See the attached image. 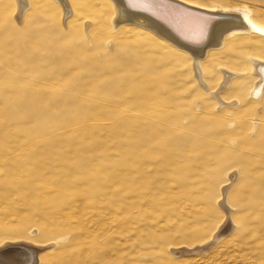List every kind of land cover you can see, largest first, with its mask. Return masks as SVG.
<instances>
[{"label": "rangeland", "instance_id": "1", "mask_svg": "<svg viewBox=\"0 0 264 264\" xmlns=\"http://www.w3.org/2000/svg\"><path fill=\"white\" fill-rule=\"evenodd\" d=\"M193 1L209 9L244 5L264 25L257 14L264 13V0ZM6 4L0 8L10 18L14 12ZM51 11L36 12L28 25L53 44L52 57L0 51V245L55 240L53 253V242L42 249L58 263L67 250L75 264H264V90L257 103L247 102L255 80L248 58L257 51L240 42L228 45L233 37L201 65L204 80L214 84L222 76L218 67L244 72L243 102L221 109L179 51L130 32L129 25L108 34L101 20L79 14L69 19L78 26L73 43L63 44L67 28L58 10ZM233 17L244 22L240 13ZM5 22L0 31L6 43L14 39L8 27L16 23ZM247 37L264 46L263 39ZM63 47L77 60L84 55L80 49L107 65L115 50L120 59L133 52L147 57L145 65L130 64L142 69V80L158 75L159 91L150 97L132 92L127 78L138 73L123 72V65H113L117 80L88 67L58 69L54 57L63 56ZM94 73L102 75L97 84L86 80ZM69 74L74 80L67 87L52 79ZM62 165L78 179L59 187ZM225 217L231 223L226 233L212 235L208 247L197 250ZM55 223L62 231L42 239L41 225L51 229Z\"/></svg>", "mask_w": 264, "mask_h": 264}, {"label": "bare ground", "instance_id": "2", "mask_svg": "<svg viewBox=\"0 0 264 264\" xmlns=\"http://www.w3.org/2000/svg\"><path fill=\"white\" fill-rule=\"evenodd\" d=\"M163 1H169V0H163ZM6 2L9 5V7L13 9L14 13L16 11L15 14L12 13V15L10 16V18H12L13 21L16 23L15 24L16 26L10 22L12 26L8 27L7 20L8 21L10 20L9 15L6 13H3L0 8V21H3V22L6 21L5 24H7V27H8V35L10 34L14 38L13 40L7 41L5 43L3 41L5 38H3L2 40L3 34H2V31H0L1 32L0 33V51H6V52L20 51V53L24 57L27 55L26 53L30 51L36 52L35 54L39 56L44 55L45 53H46L45 55H48L51 51H53L52 50L53 44L44 42L46 41L45 39L46 35L43 33L39 34L38 32L34 33L35 29L33 31L29 30V28H31L33 25L32 26L31 24L28 25V23L34 22L31 19L36 12H40L42 10L46 11L52 8L53 12L58 10V12L56 13H58V16L61 18L60 21L63 22L62 27L67 28V30L63 29L62 31L63 33L61 34L62 35L61 41L63 44H65L67 41L68 43H71V44L73 43V40L75 39L74 37H76L75 36L76 34L74 32L78 26L75 27L73 21L71 22V24H69L70 23L69 19L73 15L77 16V14H79L81 15L82 18H85V19L92 18V19L101 20L103 25H106V27L108 28V29H105L108 34H111V32H116L122 26L126 27L127 25H129L131 26L129 30L130 32L135 31L136 34L143 35L144 37L150 36L153 40L161 44H164L166 48L170 50H175L177 52L179 51V53L183 55L185 59H189L191 71L193 72L195 80L197 84L199 85V87H201L202 90L206 91L207 95L211 99H213L215 104L221 109L223 108L225 109V107H233L232 109H234L238 107L239 105H241V103L243 102L242 100L243 97L241 96V94H243V90L245 87L246 89L248 88L247 87L248 84L244 85L245 84L244 83L245 80L243 79L244 72L235 71L231 67H224V68L218 67L217 69L221 72L222 76H221V79L220 78L217 79V81L215 82L216 84H214V83H208L204 80V71L202 69V66L206 67L209 63H211V57L218 55L217 53H220V52H215L214 50L217 51V50L222 49L225 46L227 40L234 37L233 39L229 40L228 45L234 47L233 45L240 42L242 45L252 46L257 51L256 52L257 55H255L254 57L248 58L250 69H252V71L254 72L253 75L255 76V80L253 84L250 86L249 91H247L249 92V99H250L247 102L257 103L258 99L261 96V92L264 90V58L260 57L264 55V54L260 55V53H262V50H264V46L258 47L259 45H255L254 43L249 44L247 42L248 35H253L255 37H258L257 39L260 38L264 40V25L260 24L257 20L252 19L251 9H249V7H246L244 5H240V7H238L237 9L223 8L220 6L211 7L212 9H209L208 7H204L203 5H199L201 3H197L193 0H177L176 3L169 1L170 3H173L176 5V10L174 9L176 11L175 12L176 15L175 16L173 15V17L172 15L169 16L168 19L164 20L167 23L166 22L163 23V22H159L153 16H149L148 18L144 14L141 15L140 13H137V12L134 13V11L131 10L133 8H131V5L126 3V0H0V5L6 4ZM191 7L203 9V10L196 9L197 10L196 12H199L200 14H202V15H198V18L201 19L200 27L197 28V30L195 29V31H191L188 28L179 27L180 26L179 24L176 26L177 34L176 32L174 33L173 31H171V29L168 27V24H170V21L172 20V22L173 21L175 22L177 18H178L177 20H181L182 17L187 19L188 18L187 14H191L190 13L191 12L190 10H192ZM174 10H173V13H174ZM71 12H72V15H71ZM237 13L238 14L240 13V15H242V17L244 18V22L238 21L236 20L235 17H233V15ZM124 14H125V17H124ZM257 14H261L262 16H264V13H261L259 11L257 12ZM62 17L64 19H62ZM24 20L26 21L25 23H23ZM29 21H32V22H29ZM87 23L88 22H86V24L84 23L85 29L87 28ZM102 23L100 24L102 25ZM4 28H2L3 33H5ZM184 29L188 30V32H186ZM80 31L82 32V34H84L83 26ZM77 32L79 31L77 30ZM18 36H21V37H18ZM212 36L216 37V39L219 42L215 43V40L211 38ZM183 38L186 40L188 39L189 41L187 40V42H184ZM31 43H37L38 47L36 46L31 47L32 46ZM107 44H109V42ZM77 50L84 53L83 57L79 58L78 60L76 59L75 56L73 55L71 56V54L68 51H66L64 47L61 48L63 56L61 58L54 57L55 59L57 58L56 63L58 61V65H57L58 69L62 68V69H67V70H70V69L79 70L82 68L86 69L88 67L90 70H96L98 73L101 72L102 75L103 74L107 75L108 78L116 79V76L118 75L115 69L113 68L114 67L113 65H116V66L123 65L124 67L123 72H125L126 70L134 72L133 70H135V72L138 73L137 74L138 78H135V75L131 76L133 75L131 74L132 72L130 73L131 75H129L130 76L129 79L127 78V80H131V84H129L130 83L129 82L128 83L129 85H126V86H129L132 89V92H135V94L141 92L143 93V96H146V97L153 96L152 93H158L159 91L158 84H160V82L154 79V78H159L158 75L157 76L149 75L147 78H144L145 80H142L143 78H141V76L144 75L142 69L138 68V66L135 67L130 64L134 62V63H138L141 66L143 64L145 65L148 59L147 57H139L138 54L133 52L132 56H128L125 59H120L118 55V53L120 52L115 50L112 57L107 59L109 61V62L107 61L109 63L107 65V64H104L103 62H98L97 60L92 59L90 56L91 54L90 52H85L84 50H80V49H77ZM50 55L52 57L51 53ZM209 55H211V57ZM54 58H53V61H51L52 64H55ZM26 65H31V64L27 63ZM240 65L241 66L239 67H244V64L240 63ZM69 75H68L69 77L67 75L62 77L61 75L60 77H62V79H59V80L56 77L55 79L54 78L52 79L55 82L57 81L56 83H59L62 86L67 87L68 85L71 84V80H74L72 79L73 76L71 74ZM101 76L100 74H95L90 77H86V80H89L88 82L92 81V83L94 82V84H97L99 83V80L102 79ZM70 77H71V80H70ZM203 81L205 82L203 83ZM125 84H127V82ZM212 84L214 85V87ZM90 87L91 86L89 85V88ZM126 88H125V91L127 92ZM150 88L153 90H151ZM230 88H232L233 91L231 90L232 92L230 91L227 93V91ZM91 89L92 88H90V90ZM222 93L226 94V96L229 99H225L222 96ZM114 94H116V92H114ZM117 94H118V91H117ZM157 96L158 95L154 97H157ZM234 96L236 97L232 98ZM97 98H101V96L97 95ZM106 99L108 98H105V100ZM231 101H236L235 103L236 105L233 106ZM226 109H229V108H226ZM58 160H60L59 162H61V160L63 159L59 158ZM63 167H65V165ZM71 170L73 169L68 168V167H65V169L62 170L63 171L61 174L62 178L57 183L59 187H64L65 185L71 183L74 179L75 180L78 179L75 173L72 174V178L70 179L71 175H68L67 172ZM225 188L226 187L220 188V195L225 193ZM219 204L222 206V209L226 208L223 200L219 201ZM224 211H226V209ZM57 224L58 223H55L53 226H51V229H46L44 225H41V229L43 232L42 239L44 238L46 239L48 237L47 235L51 236L53 234H56L62 231L60 229L63 226L61 224H58V225ZM230 224L231 223H229L228 218L225 217V219H223V221L219 223L217 227H215L216 230L212 232L213 234H211V237L208 240L203 241L200 244V246L197 248V250H199L200 248H204V247L206 249L208 245L210 244L212 235H215V236L224 235L226 231L228 230ZM71 229L72 227H67L68 231H70ZM72 231L75 232L76 229L74 230L72 229ZM19 239L21 238L10 239V240L8 239L5 242L3 241L4 243L0 245V252H1L0 261L4 260L7 263H14V264H31L33 263L34 258H35V254L33 250L37 248L38 251L36 255L37 256L36 261L38 262L36 264H75L73 263V260H74L73 255L69 253V251H67L65 248H62V250L63 251L66 250L65 252L68 255L66 258H64L63 262L61 263H58L54 261L52 258H48V256L43 255L44 252L47 251V248L42 249V247H45L46 244L49 245L48 243L53 242L55 240L41 243L33 239H26L25 242L24 240L18 241ZM217 240H214V243ZM53 243H54V246L52 247V249L48 250L50 252H52L55 249L56 243L55 242Z\"/></svg>", "mask_w": 264, "mask_h": 264}, {"label": "water", "instance_id": "3", "mask_svg": "<svg viewBox=\"0 0 264 264\" xmlns=\"http://www.w3.org/2000/svg\"><path fill=\"white\" fill-rule=\"evenodd\" d=\"M173 3H176L177 0H169ZM169 1H163V0H126V3H128L129 5H131V9L132 11H134V13H140L141 15L144 14L146 15L148 18L149 16H153L154 18H156L159 22H163L165 23L166 21H164L165 19H168L169 16L176 15V5L173 3H170ZM192 10H190L191 14H187L188 18H181V20H175V22L172 20L170 21V24H168V27L171 29V31H173L174 33L176 32L177 34V29L176 26L180 24L179 27L182 28H188L191 31H195V29L197 30V28L200 27V23H201V19L198 18V15H202L199 12H196L198 10H203V9H199V8H195V7H191ZM175 9V10H174ZM174 10V13H173ZM125 17V14H124ZM224 19V18H223ZM167 23V22H166ZM155 24V23H154ZM186 32H188V30L184 29ZM188 40V39H187ZM186 39L183 38L184 42H187ZM189 41V40H188ZM34 254H35V250H33ZM1 254V252H0ZM30 262V261H29ZM35 260L33 261L34 264ZM0 264H14V263H7L4 260L0 261Z\"/></svg>", "mask_w": 264, "mask_h": 264}]
</instances>
